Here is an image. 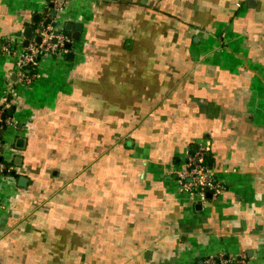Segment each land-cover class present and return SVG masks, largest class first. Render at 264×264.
Wrapping results in <instances>:
<instances>
[{"label":"crops","instance_id":"0c3cea01","mask_svg":"<svg viewBox=\"0 0 264 264\" xmlns=\"http://www.w3.org/2000/svg\"><path fill=\"white\" fill-rule=\"evenodd\" d=\"M59 2L45 20L49 0H0V264H264V0ZM43 21L70 47L26 85ZM201 144L220 189L190 201Z\"/></svg>","mask_w":264,"mask_h":264},{"label":"built area","instance_id":"2783aa9c","mask_svg":"<svg viewBox=\"0 0 264 264\" xmlns=\"http://www.w3.org/2000/svg\"><path fill=\"white\" fill-rule=\"evenodd\" d=\"M54 11L61 9L59 0H49ZM48 13V12H47ZM37 36L40 40L37 42L32 39L22 48V51L16 54L15 66L17 67L20 80L28 85L35 77V71L28 73V67L36 68L41 56L61 55L67 50L65 44L70 39L55 24L41 22L37 28ZM9 46H4V51L9 52ZM14 88H8L5 98L0 104V129L1 122L10 123V116H2V112L8 108L14 101ZM1 132V130H0ZM6 144L3 142L0 133V174L8 171V166L3 158V151ZM208 153L207 146L198 145L193 150H188L184 157V168L178 171V180L181 182V190L187 192L190 196H197L199 201H204L207 194H214L220 189V184L213 176L211 169L206 165L205 156ZM202 264H247L244 257L238 259L224 255H208L202 260Z\"/></svg>","mask_w":264,"mask_h":264},{"label":"water","instance_id":"95a60500","mask_svg":"<svg viewBox=\"0 0 264 264\" xmlns=\"http://www.w3.org/2000/svg\"><path fill=\"white\" fill-rule=\"evenodd\" d=\"M51 14L52 15H55V11H51ZM37 19V18H36ZM52 24H54V23H52ZM71 27H72V24L71 23H66L65 24V29H71ZM81 29V24L80 23H75L74 24V32H73V39L74 40H77L78 39V31ZM32 33H33V28L32 27H30V26H27V27H25L24 28V31H23V35L24 36H26V37H31L32 36ZM39 40H40V38H39V36H37L36 37V41L37 42H39ZM27 39H25L24 40V44H27ZM65 47L68 49L69 47H70V43L69 42H67L66 44H65ZM69 55H71V54H69ZM24 180V178H20V182H22Z\"/></svg>","mask_w":264,"mask_h":264},{"label":"trees","instance_id":"16d2710c","mask_svg":"<svg viewBox=\"0 0 264 264\" xmlns=\"http://www.w3.org/2000/svg\"><path fill=\"white\" fill-rule=\"evenodd\" d=\"M48 5H49V6L51 5V2H50V1H49ZM50 19H51V13H50V10H48V13H46V16H45V20H50ZM61 31H62L64 34H66V36L71 40L70 35L68 34V31H67V30L62 29ZM27 69H28V73H31L32 71H36L35 68L32 69L31 67H28ZM13 105H14V103L12 102V104L2 112V116H4V117H5V116H10V115H11V112H12L11 108L13 107ZM6 125H7V124H5V123L2 121V122H1V126H2V127H1L0 130H3V129L6 127ZM0 133H2V131H1ZM207 156H208V154H206L205 159L207 158Z\"/></svg>","mask_w":264,"mask_h":264},{"label":"rangeland","instance_id":"374dc122","mask_svg":"<svg viewBox=\"0 0 264 264\" xmlns=\"http://www.w3.org/2000/svg\"><path fill=\"white\" fill-rule=\"evenodd\" d=\"M13 61H14V57H13ZM7 127V126H6ZM5 127V128H6ZM5 128L3 129V130H1L2 131V136H1V138L3 139V142L4 143H6L5 142V139H7V138H4L5 137V134H4V131H5ZM5 152H6V149L4 150ZM184 192V191H183ZM189 197V200L190 201H197L198 200V197L195 195V196H193V197H190V196H188Z\"/></svg>","mask_w":264,"mask_h":264}]
</instances>
